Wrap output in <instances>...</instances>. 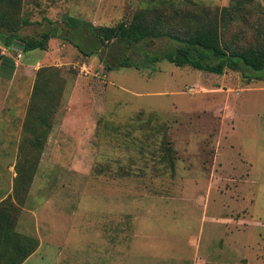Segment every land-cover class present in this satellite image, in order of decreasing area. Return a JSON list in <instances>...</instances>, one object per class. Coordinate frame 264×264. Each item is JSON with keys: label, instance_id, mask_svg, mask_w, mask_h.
<instances>
[{"label": "rangeland", "instance_id": "374dc122", "mask_svg": "<svg viewBox=\"0 0 264 264\" xmlns=\"http://www.w3.org/2000/svg\"><path fill=\"white\" fill-rule=\"evenodd\" d=\"M142 9L176 30L219 18L223 42L264 44V0H0V19L36 36L76 17L89 51L88 24ZM65 35L0 42L15 64L0 58V264L14 242L30 250L19 264H264V79L166 60L106 70L118 43L85 56Z\"/></svg>", "mask_w": 264, "mask_h": 264}, {"label": "trees", "instance_id": "16d2710c", "mask_svg": "<svg viewBox=\"0 0 264 264\" xmlns=\"http://www.w3.org/2000/svg\"><path fill=\"white\" fill-rule=\"evenodd\" d=\"M238 4L236 3V7H239ZM229 14H233L231 9L222 10L223 17ZM150 16L148 11L142 9L137 11L128 22L120 21L114 25L98 27L88 24L87 29L94 37L89 51L83 50L75 39L79 34L78 31L81 30L82 21L72 16H67L63 24L59 23L60 25L43 30L36 36L23 34L5 19H0V42L4 47L46 49L53 31L61 28L67 34L64 39L85 56L99 54L100 49L109 42L118 43L125 50L139 49V53L143 56L141 60L132 59L124 50L121 56L116 57L114 65L104 62L106 70L121 67L138 69L139 66H149L150 63L166 60L175 66H190L214 74H222L226 70L237 71L247 83L264 79V44L237 48L231 41L223 42L219 18L206 21L195 29L176 30L163 16ZM155 39H160L167 47L156 53L140 48ZM99 57L103 60L100 55ZM0 58L3 59L2 63L10 65L11 69L15 65L8 57L0 56ZM8 220V209L0 205V236L3 232H5L3 236H7ZM21 247L25 246L16 242L8 247L14 255L10 259L13 264L21 263L30 254V250H21Z\"/></svg>", "mask_w": 264, "mask_h": 264}, {"label": "crops", "instance_id": "0c3cea01", "mask_svg": "<svg viewBox=\"0 0 264 264\" xmlns=\"http://www.w3.org/2000/svg\"><path fill=\"white\" fill-rule=\"evenodd\" d=\"M1 121H2V120H0V128H1L2 126H7V124H8L7 122L4 121V123H2ZM5 129H6V128H5ZM16 133H17V132H16ZM17 140H18V138H17ZM6 141H10V139H9V140L5 139V142H6ZM0 144H1V143H0ZM11 184H12V179H11V177L9 176V184H8V186L6 187L7 190H5L7 193L11 191ZM257 252H258V251H256V250H255V251L250 250L249 254H250V253H253V254L257 255ZM255 255H253V258L256 260ZM249 261H250V260H249ZM249 261H248L247 264H249V263L252 264V263L249 262Z\"/></svg>", "mask_w": 264, "mask_h": 264}]
</instances>
